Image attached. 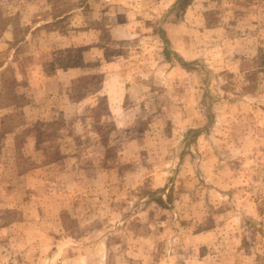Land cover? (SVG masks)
<instances>
[{
  "label": "rangeland",
  "instance_id": "374dc122",
  "mask_svg": "<svg viewBox=\"0 0 264 264\" xmlns=\"http://www.w3.org/2000/svg\"><path fill=\"white\" fill-rule=\"evenodd\" d=\"M0 264H264V0H0Z\"/></svg>",
  "mask_w": 264,
  "mask_h": 264
},
{
  "label": "trees",
  "instance_id": "16d2710c",
  "mask_svg": "<svg viewBox=\"0 0 264 264\" xmlns=\"http://www.w3.org/2000/svg\"><path fill=\"white\" fill-rule=\"evenodd\" d=\"M164 37V36H163ZM163 41L165 42V43H167V40L165 39V38H163ZM16 165H17V167L18 168H20L21 167V165H20V163L19 162H17L16 163ZM31 168V167H30ZM24 171H27V169L26 170H24ZM154 202H157V203H160L161 204V201H159V200H154Z\"/></svg>",
  "mask_w": 264,
  "mask_h": 264
}]
</instances>
